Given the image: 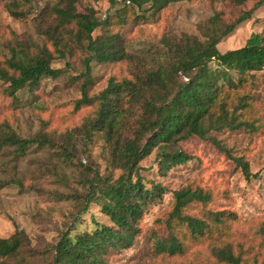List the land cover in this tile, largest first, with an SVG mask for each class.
Instances as JSON below:
<instances>
[{"label":"rangeland","instance_id":"374dc122","mask_svg":"<svg viewBox=\"0 0 264 264\" xmlns=\"http://www.w3.org/2000/svg\"><path fill=\"white\" fill-rule=\"evenodd\" d=\"M67 3L68 0H0V61L10 58L11 50L19 45L24 44L33 53L45 47L54 58L53 68L62 71L58 78L44 79L33 93L20 92L15 100L3 94L5 85L0 80V134L14 133L27 140L47 135L52 140V144L44 147L31 146L22 156L8 145L0 150V239L18 232L25 234L24 264H42L51 247L70 228L77 208L74 199L84 191L86 169L98 167L100 174H104L107 168L102 141L98 136L94 141L87 140L82 131L94 109L76 108L82 99V74L90 54L77 39L74 25L54 32L58 25L54 10ZM74 6L80 13L94 10L101 20L119 15L124 8L127 12L126 24H115L112 29V34L121 37L117 49L123 59L92 64L90 97L100 96L112 78H132L136 72L156 66L159 58L166 55V41H179L183 37L203 39L208 21L217 13L222 14L227 24H235L245 12H250L249 19L219 43L222 54L259 45L264 35V0H194L170 3L163 9L153 8L151 3L141 9L133 8L122 0L115 6L110 0H75ZM10 9L22 17H12ZM48 28H52L55 38L62 35L58 47L45 34ZM105 31V27L98 29L94 37L105 35ZM213 66L217 67L216 63ZM230 75L236 85L224 95L234 100L232 107L241 98H249L252 111L248 110L245 117L261 127L255 131L243 128L211 134L234 158L248 162L253 176L245 179L227 155L198 138L182 144L193 161L166 173L159 171L154 151L140 163L141 176L145 183L164 187L165 195L149 208L133 244L113 248L104 256L107 264H217L207 244L190 245L184 256L156 257L152 253L155 236L163 244L170 243L166 227L157 221L169 211L172 192L191 183L211 189L215 197L211 204L198 207L197 215L207 217L210 212L236 215L233 233L237 241L254 236L264 225V70L239 85L240 76ZM60 197L68 200L61 201ZM82 218L84 222L77 228L80 232L91 230L96 223L112 225L95 205ZM213 225L223 227L229 223L227 220Z\"/></svg>","mask_w":264,"mask_h":264},{"label":"trees","instance_id":"16d2710c","mask_svg":"<svg viewBox=\"0 0 264 264\" xmlns=\"http://www.w3.org/2000/svg\"><path fill=\"white\" fill-rule=\"evenodd\" d=\"M118 1L110 0V3L115 6ZM122 1L133 8L141 9L151 3L153 8L163 9L170 3L194 0ZM74 3L75 0H68L66 5L55 8L58 25L54 32L74 25L77 39L86 45L90 54L82 74V99L76 108L94 109L86 118L82 131L87 140L94 141L98 136L102 141L107 168L104 174H100L98 167H88L83 173V194L74 199L76 215L42 264H107L104 256L113 248L132 245L149 208L165 195L164 187L145 183L141 176L140 163L154 151L159 171L166 173L193 161V156L183 150L182 144L198 138L227 155L245 179H251L253 175L248 162L234 158L211 133L243 128L255 131L261 127L245 117L252 111L249 98H241L232 107L234 100L224 94L236 85L230 73L240 76L239 85L247 82L250 75L253 78L252 75L264 70V35L259 45L222 54L218 50L219 43L249 19L250 12H245L235 24H227L222 20V14L217 13L208 21L203 39L183 37L179 41H166V55L159 58L156 66L142 73L136 72L132 78H112L100 96L90 97L92 64L123 59L117 49L121 37L112 34V29L115 24H126L127 12L124 8L119 15L101 20L92 9H87L86 13L78 12ZM9 13L14 18L22 17L16 10L10 9ZM102 27L106 28V34L95 38L94 33ZM54 32L48 28L45 34L58 47L62 35L55 38ZM53 60L45 47L37 48L34 53L24 44L13 48L11 57L0 61V80L5 85L3 94L15 100L25 90L33 93L44 79L58 78L62 71L53 68ZM71 137L72 134L68 135L67 141ZM49 144L52 140L47 135L27 140L14 133L0 134V150L8 145L15 148L19 156L31 146ZM64 153L68 155L69 152L65 150ZM214 199V192L199 184L191 183L172 192L169 211L157 221L166 227L170 243L163 244L155 236L153 255L184 256L190 245L207 244L209 254L217 264H264V225L254 236L237 241L233 233V225L237 223L234 213L210 212L207 217L196 214L198 207L207 206ZM94 205L112 225L96 223L91 230L80 232L77 228L84 222L82 217ZM227 220L228 226L213 225L224 224ZM26 243L23 232L0 239V264H24Z\"/></svg>","mask_w":264,"mask_h":264}]
</instances>
